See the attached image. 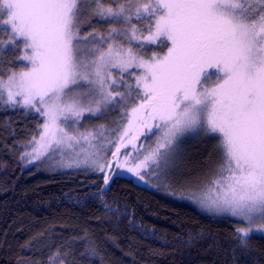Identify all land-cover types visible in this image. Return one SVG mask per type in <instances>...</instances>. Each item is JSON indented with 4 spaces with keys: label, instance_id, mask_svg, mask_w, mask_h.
Listing matches in <instances>:
<instances>
[{
    "label": "snow or ice",
    "instance_id": "obj_1",
    "mask_svg": "<svg viewBox=\"0 0 264 264\" xmlns=\"http://www.w3.org/2000/svg\"><path fill=\"white\" fill-rule=\"evenodd\" d=\"M85 12L122 27L82 36ZM0 33V54L19 49L15 60L26 62L6 79L0 74V98L44 118L24 154L29 163L85 142L76 166L110 168L92 159L100 151L96 133L69 131L68 122L77 125L135 92L112 155L128 145L138 150L145 131L159 130L155 148L127 168L143 179L140 169L166 165L183 133L218 138L215 195L202 203L248 224L236 229L245 252L257 233L264 236V0H0ZM152 45L166 51L147 56ZM110 179L104 175V184Z\"/></svg>",
    "mask_w": 264,
    "mask_h": 264
},
{
    "label": "trees",
    "instance_id": "obj_2",
    "mask_svg": "<svg viewBox=\"0 0 264 264\" xmlns=\"http://www.w3.org/2000/svg\"><path fill=\"white\" fill-rule=\"evenodd\" d=\"M106 24L90 18L82 32ZM20 64L15 52L0 54V74ZM40 125L37 113L0 103V264H264V236L245 252L235 217L203 212L129 174L105 185L104 176L25 166Z\"/></svg>",
    "mask_w": 264,
    "mask_h": 264
},
{
    "label": "rangeland",
    "instance_id": "obj_3",
    "mask_svg": "<svg viewBox=\"0 0 264 264\" xmlns=\"http://www.w3.org/2000/svg\"><path fill=\"white\" fill-rule=\"evenodd\" d=\"M88 18L90 19L93 17H91L90 12H85L81 20L82 36L89 33L82 32L86 21L89 20ZM135 22L136 21L134 20L133 23ZM106 23L107 27L101 32L102 34H106L111 27H122L119 23ZM118 39L122 40L123 37H118ZM161 49L162 46L158 47L156 45H152L145 50V54L150 56L153 51H160ZM17 55H19V49L15 52V56ZM25 65L26 62H21L20 67L15 68V71L19 72L24 70ZM9 73L10 71L4 72L3 78L6 79ZM125 80L129 83L134 82V78H130L127 75H125ZM214 80L215 76L212 78L213 82ZM119 90L124 91L123 86H121ZM6 98L5 94L2 98H0V103L12 108L15 107L25 111L35 112L33 109L6 104L4 103ZM135 102L136 93L133 92L130 96H127L125 100H119L118 98L117 102L103 108L102 112L96 116L90 117L89 114L86 113L84 118L81 119L77 125H72L71 121L68 122V124L71 125L69 131L77 129L79 132L93 131L96 133L97 139L92 141V143L96 144L100 151L98 155L92 157V159L97 160V163L99 164L111 165L110 168L106 167L104 172H100L96 165L92 164L91 161H89L88 164L81 163L79 166H76L75 161L77 159L81 161L84 159V153L81 152V148H88V145L85 142H81V145L76 146L74 149L64 147L63 149L49 151L45 156H42L39 160H35L31 163H29L28 157L24 155L26 152H31L34 147L32 143H28L22 156L23 164L25 166L35 164V168L39 172L80 171L97 176H104L107 174L111 177L114 175L129 174L133 177L135 182L151 189L162 191L170 196L188 201L203 212L232 216L229 212H217L210 210L204 203H202V201H204L207 197L215 195V192L213 191V181L218 178L217 174L220 171L222 163V153L219 149L218 138H209L208 136L200 133L198 130L183 133L177 137L171 145V148L168 149L170 158L166 165H163V162H161L162 166L157 167L156 164L149 163L148 167L140 169V174L143 176V179H141L140 176L129 172L127 168L142 161L144 156L147 154V150L155 148L157 141L161 138V132L159 130L153 128L151 133L145 131V134L140 136V138L135 142L138 150H134L131 145H128L127 147H121L118 157H114L112 155L116 149L118 138L121 135L123 128L127 126L128 117L126 113ZM40 118L42 124L44 118L42 116H40ZM39 132L40 129L35 136L37 139L39 138ZM217 135L218 134H213L214 137ZM208 141L214 142L212 148H214L213 150L218 154V156H215L216 160L214 166L209 159L211 150L209 151V147L207 146ZM88 150L90 152L96 151L91 148ZM161 151L164 150L162 149ZM76 153H80L79 157H77ZM126 161L127 163H125ZM69 164L72 166L69 167ZM239 224L241 227H248L246 222H239Z\"/></svg>",
    "mask_w": 264,
    "mask_h": 264
}]
</instances>
